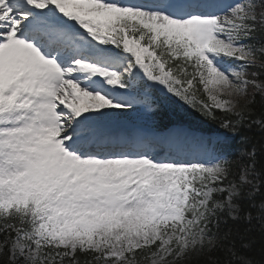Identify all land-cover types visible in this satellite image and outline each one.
Masks as SVG:
<instances>
[{"label":"snow or ice","instance_id":"1","mask_svg":"<svg viewBox=\"0 0 264 264\" xmlns=\"http://www.w3.org/2000/svg\"><path fill=\"white\" fill-rule=\"evenodd\" d=\"M245 128L264 0H0V264H264Z\"/></svg>","mask_w":264,"mask_h":264},{"label":"trees","instance_id":"2","mask_svg":"<svg viewBox=\"0 0 264 264\" xmlns=\"http://www.w3.org/2000/svg\"><path fill=\"white\" fill-rule=\"evenodd\" d=\"M242 135H247L251 138V143L249 144V147H251V144H256L258 147L259 145L264 144V136H262L261 133L256 129H252V130H248L246 128L242 129ZM247 207H248V202L245 201V208L247 209ZM239 228L241 231H243L246 228L251 229L249 236L255 237L256 240L255 249L258 253L261 246L264 245V232L261 231L259 222L254 220L250 225L245 221H241L239 222Z\"/></svg>","mask_w":264,"mask_h":264}]
</instances>
